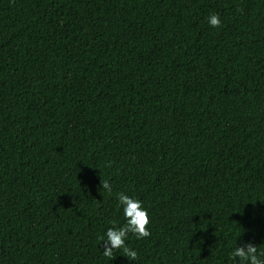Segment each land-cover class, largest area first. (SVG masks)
Returning a JSON list of instances; mask_svg holds the SVG:
<instances>
[{
  "label": "trees",
  "instance_id": "obj_1",
  "mask_svg": "<svg viewBox=\"0 0 264 264\" xmlns=\"http://www.w3.org/2000/svg\"><path fill=\"white\" fill-rule=\"evenodd\" d=\"M121 192L149 214L136 260L98 239ZM247 240L264 251V0H0V264H232Z\"/></svg>",
  "mask_w": 264,
  "mask_h": 264
},
{
  "label": "clouds",
  "instance_id": "obj_2",
  "mask_svg": "<svg viewBox=\"0 0 264 264\" xmlns=\"http://www.w3.org/2000/svg\"><path fill=\"white\" fill-rule=\"evenodd\" d=\"M207 22L213 28L220 27L222 23L217 13L210 14ZM102 187L111 193V185L107 180L103 181ZM117 207L123 211L124 223L120 226L113 224L102 236L98 237L99 241L103 242V256L111 259L116 249H123V254L129 260H136L137 252L129 248L126 241L129 234H134L137 239L151 235L148 227V210L140 199L123 192L118 194ZM227 259L232 264H264V251L258 250L256 244L247 240L240 245L236 243V246L228 253Z\"/></svg>",
  "mask_w": 264,
  "mask_h": 264
},
{
  "label": "bare ground",
  "instance_id": "obj_3",
  "mask_svg": "<svg viewBox=\"0 0 264 264\" xmlns=\"http://www.w3.org/2000/svg\"><path fill=\"white\" fill-rule=\"evenodd\" d=\"M29 242V241H28Z\"/></svg>",
  "mask_w": 264,
  "mask_h": 264
}]
</instances>
